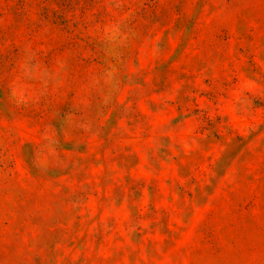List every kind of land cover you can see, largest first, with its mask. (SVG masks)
Wrapping results in <instances>:
<instances>
[{"label": "rangeland", "instance_id": "374dc122", "mask_svg": "<svg viewBox=\"0 0 264 264\" xmlns=\"http://www.w3.org/2000/svg\"><path fill=\"white\" fill-rule=\"evenodd\" d=\"M0 264H264V0H0Z\"/></svg>", "mask_w": 264, "mask_h": 264}]
</instances>
